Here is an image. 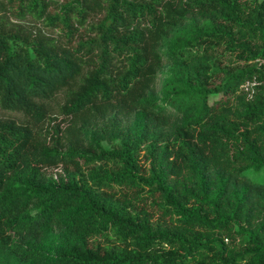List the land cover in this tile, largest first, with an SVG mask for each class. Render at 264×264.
<instances>
[{
  "label": "trees",
  "instance_id": "1",
  "mask_svg": "<svg viewBox=\"0 0 264 264\" xmlns=\"http://www.w3.org/2000/svg\"><path fill=\"white\" fill-rule=\"evenodd\" d=\"M0 8V264H264V0Z\"/></svg>",
  "mask_w": 264,
  "mask_h": 264
},
{
  "label": "rangeland",
  "instance_id": "2",
  "mask_svg": "<svg viewBox=\"0 0 264 264\" xmlns=\"http://www.w3.org/2000/svg\"><path fill=\"white\" fill-rule=\"evenodd\" d=\"M4 16H6V12H4L0 8V17H4ZM95 20H98V18L95 17ZM89 21H92V20H89ZM10 22L22 24L25 27H27L28 29H31L35 32H37L39 29H42L43 33H45L47 35H51L54 38L60 39V41L62 39L58 32L48 31L47 29H45L42 26V24L40 22L35 21L32 17H28V19L23 20V21H19V20H16L15 18H11ZM188 23H189V20L186 22V24H188ZM84 30H85L84 28H81V30H80L82 35H84ZM78 37H80V36H78ZM64 41L62 40V43H64ZM76 41H78V38H76ZM224 63L228 69H234L235 67H238V66L242 67L244 65L243 63L237 62V59L234 58L233 56H231L230 54L225 55ZM170 70H171V63L168 60H166V58H165L163 70L159 74V78H158V91H159V93H161V91H162L164 81L170 75ZM63 103H64V95L61 94V95H59V97L55 101L51 102L48 105L49 110H50V114H49V118L47 119V121L42 126L43 127V131H42L43 134H45L46 131H48L52 125L60 124L63 121L64 117L59 112L60 105H62ZM0 118L14 119L20 123L24 121V118L21 114L4 111L1 108H0ZM171 120H172V123H176L178 121V116L173 115ZM105 146L109 147V145H107L106 143H105ZM249 170H253V169H249ZM249 170H247L246 172H249ZM56 172H57V170H51L49 173V176L56 178V176H55ZM245 173L243 174L244 175L243 180L252 182V180H250L248 178V176L245 175ZM255 175H256V178L260 181V182H257L255 184L264 185V169L259 171V172L255 171ZM55 235L48 238L47 245L44 247L45 252L49 255H54V253L56 252L57 246H58V242H57Z\"/></svg>",
  "mask_w": 264,
  "mask_h": 264
},
{
  "label": "clouds",
  "instance_id": "3",
  "mask_svg": "<svg viewBox=\"0 0 264 264\" xmlns=\"http://www.w3.org/2000/svg\"><path fill=\"white\" fill-rule=\"evenodd\" d=\"M245 175L248 176V178H249L250 180H252V182H254V183L260 182V181L256 178V175H255V171H254V170H249V172H246Z\"/></svg>",
  "mask_w": 264,
  "mask_h": 264
}]
</instances>
